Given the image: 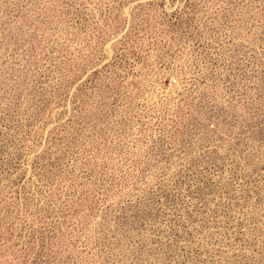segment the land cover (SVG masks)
<instances>
[{
  "label": "rangeland",
  "instance_id": "1",
  "mask_svg": "<svg viewBox=\"0 0 264 264\" xmlns=\"http://www.w3.org/2000/svg\"><path fill=\"white\" fill-rule=\"evenodd\" d=\"M0 264H264V0H0Z\"/></svg>",
  "mask_w": 264,
  "mask_h": 264
}]
</instances>
